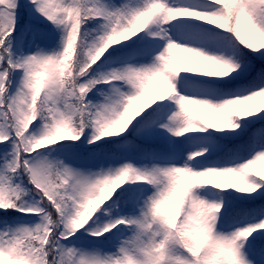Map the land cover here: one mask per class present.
<instances>
[{"label":"snow or ice","instance_id":"snow-or-ice-1","mask_svg":"<svg viewBox=\"0 0 264 264\" xmlns=\"http://www.w3.org/2000/svg\"><path fill=\"white\" fill-rule=\"evenodd\" d=\"M0 264H264V0H0Z\"/></svg>","mask_w":264,"mask_h":264}]
</instances>
